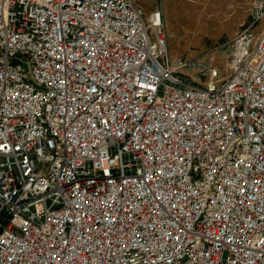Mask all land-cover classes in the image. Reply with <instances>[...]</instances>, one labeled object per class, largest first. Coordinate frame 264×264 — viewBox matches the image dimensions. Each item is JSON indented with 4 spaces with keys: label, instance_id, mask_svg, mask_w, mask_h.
Here are the masks:
<instances>
[{
    "label": "built area",
    "instance_id": "obj_1",
    "mask_svg": "<svg viewBox=\"0 0 264 264\" xmlns=\"http://www.w3.org/2000/svg\"><path fill=\"white\" fill-rule=\"evenodd\" d=\"M253 10L198 83L162 10L0 0V264H264Z\"/></svg>",
    "mask_w": 264,
    "mask_h": 264
},
{
    "label": "rangeland",
    "instance_id": "obj_2",
    "mask_svg": "<svg viewBox=\"0 0 264 264\" xmlns=\"http://www.w3.org/2000/svg\"><path fill=\"white\" fill-rule=\"evenodd\" d=\"M256 0H138L145 17L162 11V24L173 61L183 59L186 82H204L210 68L227 74L228 48L223 45L252 20ZM162 7V8H161ZM221 46V47H220Z\"/></svg>",
    "mask_w": 264,
    "mask_h": 264
},
{
    "label": "crops",
    "instance_id": "obj_3",
    "mask_svg": "<svg viewBox=\"0 0 264 264\" xmlns=\"http://www.w3.org/2000/svg\"><path fill=\"white\" fill-rule=\"evenodd\" d=\"M152 10H159V8L157 7V5H155ZM161 10L163 11V8Z\"/></svg>",
    "mask_w": 264,
    "mask_h": 264
}]
</instances>
